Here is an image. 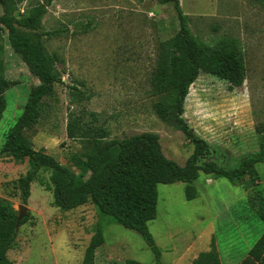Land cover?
Instances as JSON below:
<instances>
[{
	"label": "rangeland",
	"instance_id": "1",
	"mask_svg": "<svg viewBox=\"0 0 264 264\" xmlns=\"http://www.w3.org/2000/svg\"><path fill=\"white\" fill-rule=\"evenodd\" d=\"M18 1L23 13L35 0ZM181 6L190 17L194 35L202 41L212 45L232 37L244 50L247 77L243 85L229 90L226 81L202 73L190 88L184 111L191 128L210 145V152L199 164L215 161L236 168L241 158L258 150L261 143L256 128L264 124V7L256 0H181ZM179 27L173 3L54 0L37 33L60 30L54 36L41 35V39L48 51L63 59L57 66L62 81L55 84L51 97L43 98L38 123L24 130L31 146L77 172L73 159L83 146L67 137L68 116L71 112L90 120L94 113L98 123L110 128L112 137L158 134L163 153L184 165L194 144L178 128L169 107L171 96L153 95L150 90L159 44ZM0 45L4 76L10 83L0 95V202L17 215L20 205L27 207L26 222L20 224L7 256L14 264H82L101 220L96 206L88 202L69 211L55 207L52 191L40 182L49 181L47 171L40 172V181L32 183L26 203L15 185L29 164L27 159L14 160L11 148L15 141L10 134L41 83L42 73L14 51L6 30L1 32ZM69 86H77L84 94L81 96L90 98L73 97ZM255 167L258 177L252 180L246 175L242 186L200 171L193 183L197 196L191 200L186 197L185 182L158 184L157 216L148 227L160 248L174 245L177 235L182 236L179 247L192 241L202 225L212 220L211 229L218 238L245 235L244 241L235 244L243 250L247 237L264 226L256 207V192L264 196V162ZM245 190H251L250 195ZM102 219L105 241L96 250L95 264H126L129 259L156 264L155 254L139 233L112 217ZM208 232L195 248L208 244ZM164 259V263L171 261V252H165Z\"/></svg>",
	"mask_w": 264,
	"mask_h": 264
},
{
	"label": "trees",
	"instance_id": "2",
	"mask_svg": "<svg viewBox=\"0 0 264 264\" xmlns=\"http://www.w3.org/2000/svg\"><path fill=\"white\" fill-rule=\"evenodd\" d=\"M54 0L30 1L23 13L18 0H0V37L2 31L8 32L9 42L23 61L35 64L42 73V81L35 88L27 108L11 131L15 141L11 154L16 162L27 159L29 168L18 178L15 185L21 191L24 203L31 195V185L39 180L42 171L50 173L45 185L53 193V205L69 211L92 202L101 220L85 249L82 264H95L96 250L104 243L105 216L112 217L125 228L139 233L155 254L156 264L161 261V248L156 244L148 223L157 216L158 184L185 182L187 199H194L197 190L193 186L200 171L215 178L224 177L235 185H243L248 175L252 180L258 177L256 164L264 162V124L256 128L261 135L258 150L240 160L236 168H226L215 161L201 166L199 160L210 152L208 142L199 137L184 117L185 101L190 88L203 74L215 76L228 83L229 90L243 85L247 77L244 50L240 42L232 37H223L215 44L202 41L190 26V17L181 6V0H158L161 4L173 3L180 27L172 37L159 44L157 66L151 77L153 95L169 94V105L186 139L194 144V151L184 165L168 158L162 150L159 135L154 132H141L123 138L112 137L104 122L98 123L97 114L90 120L82 114L69 113L66 134L69 139L79 140L83 151L74 157L77 172L62 164L54 156L34 149L24 136V130L38 123L40 105L44 97L54 94L55 84L62 81L58 64L63 59L56 52L44 46L41 35L54 36L60 30L37 33L48 6ZM264 7V0H256ZM36 32V33H34ZM36 36V37H35ZM0 45V95L10 83L4 76V64ZM73 97L89 99L77 86H69ZM245 187V186H244ZM259 196V217L264 222V196ZM251 199V198H250ZM17 214L9 206L0 202V264H14L7 256L16 235ZM23 218L20 224H24ZM264 254V234L250 251V257L259 259ZM126 264H146L129 259ZM196 264H220L216 251L201 254Z\"/></svg>",
	"mask_w": 264,
	"mask_h": 264
},
{
	"label": "crops",
	"instance_id": "3",
	"mask_svg": "<svg viewBox=\"0 0 264 264\" xmlns=\"http://www.w3.org/2000/svg\"><path fill=\"white\" fill-rule=\"evenodd\" d=\"M249 195L251 190H245ZM248 202L250 201V197L248 199ZM252 204V203H250ZM257 204V203H255ZM257 210L259 209L260 205H256ZM258 214V212H257ZM263 221V220H262ZM213 225L212 220H209L208 222H205L202 225V229L199 231L198 236L193 237L192 241H189L188 243L184 242L182 246H178L182 244L180 237L178 236L177 242L173 243L174 245H165L164 247H161V261L163 264H196L198 258L201 256V254L209 252L211 250L216 251L218 254V258L220 261V264H264V254L261 255L259 259H254L250 257V251L254 247V245L258 242V240L263 236L264 234V226H261V229L257 231L253 236H248V242L244 244L243 250H240L241 247L235 246L238 242L244 241L246 239L245 235L236 236L229 234L225 235L221 238H218L216 236L215 230L211 229ZM209 230V232H208ZM208 232L209 234V242L208 244H204V247L195 248L197 245V242L201 237ZM157 243V241H155ZM159 245V243H157ZM160 247V246H159ZM206 248V249H205ZM195 249V250H193ZM171 252V261L164 263V254Z\"/></svg>",
	"mask_w": 264,
	"mask_h": 264
},
{
	"label": "water",
	"instance_id": "4",
	"mask_svg": "<svg viewBox=\"0 0 264 264\" xmlns=\"http://www.w3.org/2000/svg\"><path fill=\"white\" fill-rule=\"evenodd\" d=\"M27 213V207L24 205H20L19 207V214L17 216V224H16V230L18 231L21 220L26 216Z\"/></svg>",
	"mask_w": 264,
	"mask_h": 264
}]
</instances>
